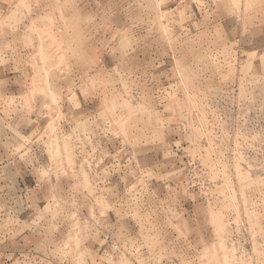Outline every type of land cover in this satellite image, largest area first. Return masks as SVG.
Instances as JSON below:
<instances>
[{"label":"rangeland","instance_id":"374dc122","mask_svg":"<svg viewBox=\"0 0 264 264\" xmlns=\"http://www.w3.org/2000/svg\"><path fill=\"white\" fill-rule=\"evenodd\" d=\"M0 10V264H264V0Z\"/></svg>","mask_w":264,"mask_h":264},{"label":"crops","instance_id":"0c3cea01","mask_svg":"<svg viewBox=\"0 0 264 264\" xmlns=\"http://www.w3.org/2000/svg\"><path fill=\"white\" fill-rule=\"evenodd\" d=\"M2 0H0V2H1ZM1 11V10H0Z\"/></svg>","mask_w":264,"mask_h":264}]
</instances>
